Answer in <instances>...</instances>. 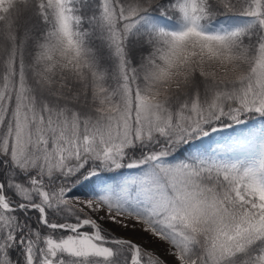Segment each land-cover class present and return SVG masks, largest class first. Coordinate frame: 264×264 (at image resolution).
<instances>
[{
    "label": "snow or ice",
    "instance_id": "obj_1",
    "mask_svg": "<svg viewBox=\"0 0 264 264\" xmlns=\"http://www.w3.org/2000/svg\"><path fill=\"white\" fill-rule=\"evenodd\" d=\"M0 264H264V0H0Z\"/></svg>",
    "mask_w": 264,
    "mask_h": 264
}]
</instances>
